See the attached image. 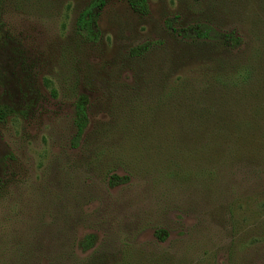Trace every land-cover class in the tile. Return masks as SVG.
<instances>
[{"label":"rangeland","instance_id":"obj_1","mask_svg":"<svg viewBox=\"0 0 264 264\" xmlns=\"http://www.w3.org/2000/svg\"><path fill=\"white\" fill-rule=\"evenodd\" d=\"M88 1L0 0V264L17 244L39 264H264V0H147L145 16L108 0L94 42L76 28Z\"/></svg>","mask_w":264,"mask_h":264},{"label":"trees","instance_id":"obj_2","mask_svg":"<svg viewBox=\"0 0 264 264\" xmlns=\"http://www.w3.org/2000/svg\"><path fill=\"white\" fill-rule=\"evenodd\" d=\"M108 0H89L83 9L79 12L76 20V28L78 34L83 36L85 39L94 42L97 39L98 30L96 28L97 17L100 9L106 4ZM130 8L141 16H145L149 13V5L147 0H125ZM167 28L175 32L181 40L187 41H209L214 44L221 45L227 49H237L242 43V38L232 30H220L208 22H195L193 24L176 27L173 25L172 20H168ZM144 46L139 45L131 49L133 55L140 54L144 51ZM5 111L0 107V119L3 118ZM75 126L74 141L78 142L83 135L88 125V114H87V99L86 96L80 95L75 103V116L73 120ZM112 181H119L122 178L113 175L110 177ZM113 184V182H112ZM159 239H163L162 236L157 232ZM96 245V236L94 233L84 234L82 237L77 239L73 238L72 246L78 247L81 252H88L91 248ZM21 248V249H20ZM27 248L17 246L13 247V253H11L13 260L7 264H39L36 263L40 259L31 251H26ZM22 252H21V251ZM42 255L47 256L43 251H40ZM103 252V251H102ZM97 252L96 255H87V257L77 259L76 264H99L105 262L108 256L104 257L105 252ZM23 255L21 258L19 255ZM63 253L51 252L48 257L61 256ZM69 254L77 256L75 248H73ZM132 258V255L129 254ZM47 257V258H48ZM43 264V263H42ZM49 264V263H45Z\"/></svg>","mask_w":264,"mask_h":264}]
</instances>
